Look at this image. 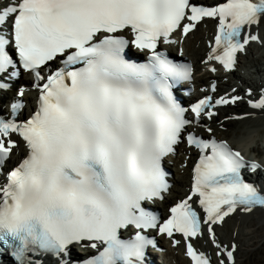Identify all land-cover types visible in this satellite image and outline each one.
Here are the masks:
<instances>
[{"label": "snow or ice", "instance_id": "obj_1", "mask_svg": "<svg viewBox=\"0 0 264 264\" xmlns=\"http://www.w3.org/2000/svg\"><path fill=\"white\" fill-rule=\"evenodd\" d=\"M204 17L218 19L207 59L225 70L233 69L237 53L250 42L262 41L253 28L264 24V0H226L212 7L192 0L0 3V88L7 87L3 79L19 75V64L34 75L39 93L38 107L25 121L0 116V172L18 147L14 134L26 150L0 183V248L15 264H30L36 249L60 258L82 242L96 250L86 264H145L146 249L156 245L146 230L170 238L180 233L188 241L203 234L202 222L222 257L219 264H235L236 245L217 243L213 225L238 208L251 212L264 206V194L242 179L246 161L227 141L188 133V145L201 153L192 194L172 207L163 223L143 207L168 190L162 161L192 123L173 95L175 81L190 80L192 69L168 59L158 45L173 43L170 37L178 29L186 36ZM131 47L147 52V62L127 58ZM54 61L61 66L42 75ZM24 94L20 88L18 95ZM239 99L221 97L215 105ZM211 101L209 96L192 105L197 121L202 114L216 115L206 111ZM248 103L264 110V92ZM23 107L13 102L10 114ZM193 196L203 218L189 203ZM129 227L137 231L123 239L122 230ZM186 254L193 264H211L190 242Z\"/></svg>", "mask_w": 264, "mask_h": 264}, {"label": "bare ground", "instance_id": "obj_2", "mask_svg": "<svg viewBox=\"0 0 264 264\" xmlns=\"http://www.w3.org/2000/svg\"><path fill=\"white\" fill-rule=\"evenodd\" d=\"M6 2V0H0V3ZM215 27V21L212 18H203L199 23H197L196 28L189 32L186 36L181 37L176 34L178 47L182 49L181 54L184 55L189 61L193 62L195 65V81L204 84H209L213 81H221L226 79L227 73L223 72L220 68L216 67L214 73L208 71V65L201 63L200 60L205 56V51L207 50L206 42L210 40L211 33ZM253 31L262 37L261 42H250L246 46L245 51L239 57V67L244 66L245 69L253 74L260 76L262 80L261 84H255L251 86V83L247 82V79L240 75L239 73L233 74V79H236L241 85L246 86L247 91H243V100L237 102L234 105H227L223 107L219 116H214L211 119H201L200 122L205 123L206 127L212 129L211 134L219 136V138H224L229 141L232 147L239 148L244 155H248L249 145L248 142L251 138V133L259 132V129L253 128L252 123L264 120V110L253 109L249 106V99L256 100L257 97L261 96L264 92V69L262 70L260 64L264 62V24L259 27L253 28ZM171 50L172 48L169 47ZM173 50V49H172ZM263 76V78H261ZM26 79V74H22L19 82L14 83L11 88L0 91V104L4 101L9 104L10 99L14 98L16 92L21 85H24L23 80ZM29 85H33L28 81ZM232 86L223 85L220 88L221 92H230ZM230 92L229 94L233 93ZM31 92L25 91L24 100H30ZM9 99V100H8ZM246 113H251L252 115L249 119L241 120V126H227L229 119L224 121V118H232L235 116H243ZM240 122L238 119L232 122ZM239 124V123H238ZM256 124V123H255ZM254 124V125H255ZM252 127V128H251ZM202 130V128H201ZM203 132V131H202ZM256 132V133H257ZM199 133V132H195ZM262 133V132H260ZM255 150L254 148H252ZM23 150L22 146L18 144V147L14 150L13 155L21 153ZM195 151L189 146H185L183 142L179 143L176 147L175 154L171 157L172 165L170 169L172 174L170 179L172 180V186L170 189V194L177 197L186 196L189 192V165L190 160L194 156ZM257 155H251V157L256 158ZM10 162L8 159L5 165ZM264 163L259 165V170H264L262 167ZM254 186H264V176L255 175ZM257 187V189H258ZM259 190V189H258ZM264 194V189L259 190ZM167 200V199H166ZM170 199L167 200V202ZM207 226L202 224V235L195 237L194 245L199 252H203L205 255L211 256L219 264V260L222 258L217 255V248L212 241V237L208 234L206 230ZM215 232L216 242L223 246L230 247L232 244L236 245V251L234 252L235 264H261L264 262V208H253L251 212H243L237 209L236 212L230 214L224 219L223 222L213 225ZM173 239L179 240L180 243L173 246ZM162 241L167 242V250L165 255L164 264H189L188 259L185 257L184 245L180 237L173 235V237L162 238ZM87 249V246L85 247ZM67 253L71 256H75V251L68 249ZM65 255V254H64ZM64 255L59 258V260L64 259ZM58 259H49L41 255L39 262L34 261L30 264H57ZM2 264H11L7 261L2 262ZM66 264V261H65ZM227 264V261H226Z\"/></svg>", "mask_w": 264, "mask_h": 264}, {"label": "rangeland", "instance_id": "obj_3", "mask_svg": "<svg viewBox=\"0 0 264 264\" xmlns=\"http://www.w3.org/2000/svg\"><path fill=\"white\" fill-rule=\"evenodd\" d=\"M260 66H261V68H262V70L264 69V62L262 63V64H260ZM249 75L247 74V77H248ZM245 78H246V76H245ZM262 78H263V76H262ZM226 79H230L229 78V76H227L226 77ZM248 80V79H247ZM218 116H219V114H218ZM217 116V117H218ZM236 117V116H235ZM235 117H232V118H225V119H223L224 121H227L228 119H229V121L231 120V122H228L227 123V126L229 127V126H231V125H235V126H241V125H243L242 124V121L241 120H239L240 122H232L233 120H237V119H235ZM239 123V124H238ZM256 123V124H255ZM255 124V125H254ZM254 124L252 123L251 125H252V127L253 128H256L257 127V129H259V132H252L251 133V138H250V141L248 142V145L250 146L249 147V150H248V155H247V157H251V155H257V161L260 163V164H263L264 163V120L262 119V121L260 120V121H257V122H254ZM251 127V128H252ZM206 131H204V133H205ZM260 132H262V133H260ZM210 134V133H209ZM206 135H208V134H206ZM211 135V134H210ZM214 135V134H213ZM217 138H219V136H217V135H215ZM252 148H254L255 150H253ZM264 247V246H263ZM262 252H264V249L263 250H261ZM261 264H264V262L263 263H261Z\"/></svg>", "mask_w": 264, "mask_h": 264}]
</instances>
